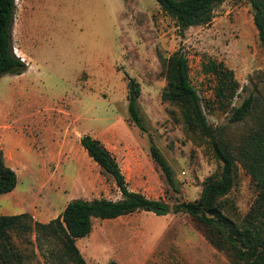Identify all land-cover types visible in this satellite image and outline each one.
I'll list each match as a JSON object with an SVG mask.
<instances>
[{
  "label": "rangeland",
  "instance_id": "rangeland-1",
  "mask_svg": "<svg viewBox=\"0 0 264 264\" xmlns=\"http://www.w3.org/2000/svg\"><path fill=\"white\" fill-rule=\"evenodd\" d=\"M254 14L250 0H225L210 24L182 33L156 0H17L13 45L27 69L0 80V151L18 185L0 196V216L28 212L48 223L75 199L119 200L115 180L81 145L88 135L115 156L130 190L171 207L198 200L220 163L208 140L186 122L181 104L163 100L162 59L178 50L187 56L209 124L237 141L264 121V49ZM208 60L235 72L241 89L231 106L215 100V81L202 72ZM130 78L140 84L146 131L130 119ZM250 97L251 115L231 123V108ZM152 145L171 168L174 186L155 162ZM257 197L238 165L220 205L242 225ZM14 242L25 264H45L34 234ZM76 244L88 264H246L230 246L216 247L182 212L95 220L90 235Z\"/></svg>",
  "mask_w": 264,
  "mask_h": 264
},
{
  "label": "trees",
  "instance_id": "trees-1",
  "mask_svg": "<svg viewBox=\"0 0 264 264\" xmlns=\"http://www.w3.org/2000/svg\"><path fill=\"white\" fill-rule=\"evenodd\" d=\"M162 10L172 17L183 33L191 27L210 24L214 10L225 0H156ZM255 11L254 21L264 49V0H250ZM16 0H0V79L4 76H21L27 63L14 51L13 29L16 20ZM167 86L162 98L180 103L186 122L195 127L209 142L220 163L218 173L203 188L198 200L182 201L171 207L163 200H154L128 188L117 159L98 139L84 136L81 145L88 156L116 182L121 192L119 200L96 198L75 199L67 204L63 213L48 223L35 221L26 212L0 216V263L25 264V257L15 244L14 237L35 235L37 248L45 264H88L77 247V240L90 235L95 220H111L138 211L152 212L158 216L186 213L199 223L212 243L222 248L230 246L236 257L246 264H264V121L239 140L228 139L223 127L209 124L197 90L190 78L187 56L178 50L162 59ZM204 75L214 79V97L221 107L231 106L241 89L235 72L223 62L208 60L202 65ZM128 99L130 119L142 131L146 127L138 110L140 84L129 79ZM254 99L247 98L241 106L232 107L231 123H241L251 115ZM155 162L164 171L170 185H175L172 170L159 149L151 146ZM238 165L249 174L258 197L242 225L230 219L222 210L220 200L233 187ZM18 185L17 172L7 166L0 151V196L13 192Z\"/></svg>",
  "mask_w": 264,
  "mask_h": 264
},
{
  "label": "crops",
  "instance_id": "crops-1",
  "mask_svg": "<svg viewBox=\"0 0 264 264\" xmlns=\"http://www.w3.org/2000/svg\"><path fill=\"white\" fill-rule=\"evenodd\" d=\"M16 2H17V0H16ZM9 76H10V75H7V76H4L3 78H5V77H9ZM3 78H1V79H3ZM1 79H0V80H1Z\"/></svg>",
  "mask_w": 264,
  "mask_h": 264
}]
</instances>
